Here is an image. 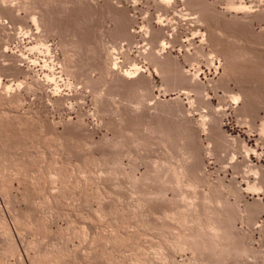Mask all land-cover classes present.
Here are the masks:
<instances>
[{
  "label": "rangeland",
  "instance_id": "rangeland-1",
  "mask_svg": "<svg viewBox=\"0 0 264 264\" xmlns=\"http://www.w3.org/2000/svg\"><path fill=\"white\" fill-rule=\"evenodd\" d=\"M263 123L264 0H0V264H264Z\"/></svg>",
  "mask_w": 264,
  "mask_h": 264
},
{
  "label": "bare ground",
  "instance_id": "bare-ground-1",
  "mask_svg": "<svg viewBox=\"0 0 264 264\" xmlns=\"http://www.w3.org/2000/svg\"><path fill=\"white\" fill-rule=\"evenodd\" d=\"M171 2H172V1H171ZM170 4H171V3H170ZM229 5H231V4H229ZM240 6H241V5H240ZM234 7H235V6H234ZM236 10H237V8H236ZM234 11H235V10H234ZM160 30H161V29H160ZM202 34H203V33H202ZM164 39H165V38H164ZM204 39H205V38H204ZM159 42H160V41H159ZM215 43H216V42H215ZM163 44H164V43H163ZM213 46H214V45H213ZM164 48H165V47H164ZM244 53H245V52H244ZM154 54H155V53H154ZM157 54H158V52H157ZM161 56H162V55H161ZM235 57H236V56H235ZM238 57H239V56H238ZM159 59H160V58H159ZM163 59H164V58H163ZM155 63H156V62H155ZM136 70H137V69H136ZM137 71H138V70H137ZM233 73H234V72H233ZM187 76H188V75H187ZM187 76H186V77H187ZM183 77H184V76H183ZM186 77H185V78H186ZM203 88H204V87H203ZM235 101H236V100H235ZM262 126H263V128H264V123H263ZM205 131H206V130H205ZM214 227H215V226H214ZM211 228H212V227H211ZM215 228H216V227H215ZM215 233H217V232H215ZM215 236H216V235H215ZM217 246H218V245H217Z\"/></svg>",
  "mask_w": 264,
  "mask_h": 264
}]
</instances>
